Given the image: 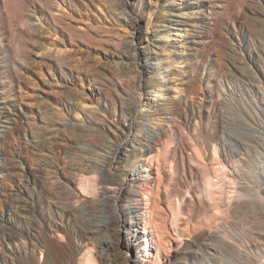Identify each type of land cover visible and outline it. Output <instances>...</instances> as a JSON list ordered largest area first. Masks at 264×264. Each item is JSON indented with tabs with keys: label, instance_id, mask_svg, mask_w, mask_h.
Returning a JSON list of instances; mask_svg holds the SVG:
<instances>
[{
	"label": "bare ground",
	"instance_id": "1",
	"mask_svg": "<svg viewBox=\"0 0 264 264\" xmlns=\"http://www.w3.org/2000/svg\"><path fill=\"white\" fill-rule=\"evenodd\" d=\"M118 1L123 7L126 5L125 0ZM121 11L123 13L120 15L129 17V25L134 29L137 23L136 17L130 16L125 9ZM14 13L7 14L5 27L9 42L13 43L14 54L12 59L8 58V65H11L15 71L20 65L28 63L25 58L26 40L29 39L30 30L17 29ZM209 17L213 21L214 15ZM168 33V31H156L153 41L145 39L142 32H137L131 40L121 36L117 44L118 53L107 57L108 62L110 59H115L112 61L115 67L113 65L112 67L116 68L118 73V77L110 81L111 92L107 99L111 102L114 115L119 112L121 120L110 121L105 126L98 125L97 120L102 119L98 114L101 110L97 106L94 107V96H100L102 93L101 89H97L95 93L93 92V97H78L77 104L74 105L75 115L86 124H64L58 131L49 127L52 137L36 143L39 149L31 159L8 157L9 154L6 155L7 152L0 142V264H97L96 257L92 254L96 246L94 243L98 242L96 240H99L97 253L103 264H264V86L262 81L257 75L243 68L248 65V59L241 56L238 63L243 67L240 68L235 64V69L243 72L245 70L244 76L255 82L263 92L258 107H249L248 115L242 110L233 113V110L228 108L223 110L224 112L220 113L216 120L211 118V114L201 103L197 111L186 112L182 102L173 95L169 96L168 93L172 74L175 70L183 68L186 62L182 61V53L168 44L173 40L167 36ZM138 45L141 47L138 48ZM154 49H159L161 54ZM48 51L45 53V58L62 69L65 59L60 54L63 50L56 51L49 48ZM150 60L155 62L150 63ZM160 65L166 67L161 72L158 68ZM156 70H159L158 74ZM143 73L147 76V82L143 80ZM155 80L156 83H153ZM178 83L174 86L177 95L182 93ZM192 88L193 84L189 82V89ZM142 90L148 91L145 99ZM201 100L204 98L201 97ZM153 103H160L155 109L159 112L158 115H162L165 124H158L161 121L157 123L152 121L155 122L152 126L145 122L149 115L137 113L138 106L148 107L149 110L151 106L153 107ZM29 106L33 107L28 104ZM1 109L4 110L5 107L1 106ZM40 114L42 115V112ZM135 118L136 123L133 121ZM182 119L185 120L183 123L185 128L184 125L182 126L184 131L187 129L188 133H193V140L196 142L193 147L198 156L203 158L208 152H212L210 150L217 155L221 149L225 158L213 162L214 157H212L211 164L214 165L209 163L212 167L203 172L199 168L204 165L198 168L199 162L191 163V160L196 161L198 156H193L196 160L192 156L188 157L189 162H185V156L180 153L181 161H177L175 166L171 167L173 173L170 172L174 175L169 176L167 155L170 152L163 154V150L177 141L179 130L183 131V129L176 124ZM153 120L157 121V118ZM43 122L46 123L44 120ZM3 123L4 125L0 126V138L18 128L17 120L9 114L5 116ZM180 133L183 135L181 131ZM182 135L180 139L187 136L182 137ZM183 140L185 141L186 138ZM174 148L175 152L176 147ZM57 156L65 160L62 168H58L54 162ZM201 161L205 164V160ZM34 162L36 166L33 167ZM60 170L65 176L76 178L79 191L74 192L73 196L66 195L58 187L51 188L48 185L49 176L56 177ZM200 170L202 179L197 177ZM127 177H131L129 186H127ZM170 177L175 178L174 182L170 181ZM182 177L185 178L186 183L188 182V186L191 182L195 187L194 194L195 190H202L203 193L207 192L205 193L207 199L216 202L214 212L209 210L212 215L206 216L208 204L204 206L206 210L204 207L201 208L204 210L203 214L205 212L204 218L202 212L193 206L194 204H190L189 200L182 199L184 205L178 206L179 209L176 206L177 202L174 205L173 198L178 197L177 192H181L180 188L186 185L184 183L181 186L184 182L181 180ZM222 180H226L227 187L232 188V191L229 189V194H237L235 199L231 198L234 203L230 202L232 208L226 212L227 214L222 211L223 209L221 210L220 204L223 197L224 181ZM38 184L41 191L52 196L54 210H49L50 212L46 210L44 207L46 201H40L35 195ZM144 186L148 187L149 191H142ZM161 188L165 191H160ZM181 194L184 195L183 192ZM77 198L80 202L79 206L71 201ZM166 205L171 213L164 207ZM221 211L226 216L222 215ZM201 217L204 220H200ZM169 221L174 225L176 242H180L178 240L182 239V236L188 235L183 237L186 240L184 244H179L173 251L170 250L172 254H169L170 251L167 253L170 249L168 243L173 239L168 228ZM62 233L67 236V241L60 239ZM26 240L28 243L24 242ZM134 252L137 255L135 257L131 255ZM39 253L42 259L38 258Z\"/></svg>",
	"mask_w": 264,
	"mask_h": 264
},
{
	"label": "rangeland",
	"instance_id": "2",
	"mask_svg": "<svg viewBox=\"0 0 264 264\" xmlns=\"http://www.w3.org/2000/svg\"><path fill=\"white\" fill-rule=\"evenodd\" d=\"M178 1L179 0H125L126 5L123 7L118 0H0V38L2 39H0V108L1 106L5 107L4 110H0V126L4 125L3 121H5V116H7V114L11 115L12 118L15 117L18 123V128H16L15 131L10 134L2 135L0 138V142L4 150L7 152L6 155L9 154L8 157L16 156L29 160L34 157L33 154H35V152H38L39 147L36 146V143L42 139L44 140L52 137V132H50L51 130H48L49 127H51V129L54 128V130L57 129L58 131V129L63 128L64 124H86V122L81 121V119L75 115L74 105L77 104L76 99L78 97H93V92L95 93L97 89H101L102 93L100 96H94V107L97 106L101 110L98 114L102 119L97 120L98 125L105 126L110 123V121L115 122L116 120H121L120 113L118 112L114 115L111 102L107 99L108 95H110L109 93L111 92L110 81L111 79L118 77L116 68H114L115 64L112 62L115 59H110L108 62L107 57L109 58L110 56H114L118 53L119 48L117 47V44L121 39V36H123L122 38H128L131 40L137 32H142L145 39H152L153 41L155 40L153 39V36L156 31H168L169 33L167 36H170V39H173L169 41L168 44L177 52L182 53V61L186 62L184 63L183 68H180V70L177 71L175 70L174 74H172V80L171 82L169 81L170 83L168 85V93H170L169 96L173 95V97L182 102L186 112L192 113V110L197 111V108H199L202 104V106L206 107L209 114H211V118L216 120L218 116L221 115L220 113L224 112L228 108L230 110L232 109L233 113L242 110L246 115H248L249 107H258V104L261 102L263 92H261L255 82L245 77L243 73L246 71L254 73L258 76V78H260L262 85L264 86V0ZM178 3H180V5H177ZM123 9H125L130 16L132 15L134 18L136 17L137 23L134 29L129 25V17L120 15L123 13V11H121ZM9 12H15L13 15L17 21V29L22 31L29 28L30 30L29 39L26 40L27 52L25 58L28 63L23 66L20 65L15 71L11 65H8V58L10 57L9 59H12L14 55L12 46L13 43L9 42L8 32L5 27L7 14ZM208 15H214L212 18L213 21H211ZM80 26H82V29H80ZM102 33L104 34L102 35ZM113 34L114 36H112ZM116 37L118 39H116ZM105 42L107 45L104 44ZM154 44L156 45V43ZM137 47L140 48L141 45H138ZM49 48L56 51L58 49L63 50L60 56L65 59V65L62 69L55 66L50 59L48 60L45 58V53L46 51L47 53L49 52ZM71 51H73V53ZM154 51H158V53L161 54L159 49H154ZM38 53L41 56L37 55ZM241 56H245L248 59V65H245L244 67L239 65L238 60ZM151 62L153 63L155 61L150 60V63ZM235 64L240 68H246V71L244 70L243 72L241 70H236ZM112 65L114 67H112ZM158 68L161 72L166 67L165 65H160ZM159 70H156L157 74L159 73ZM142 77L144 78L143 80L147 82V76H145V73L142 74ZM175 79L177 80L175 81ZM53 80L56 81L54 82ZM57 82L60 85H58ZM189 82H192L193 84L192 89H189ZM153 83H156V80ZM177 83L180 85L178 87L182 89V93L178 95L174 87ZM141 92L144 95L143 99H145L148 91L142 90ZM22 96L24 98H21ZM201 97L202 99L204 98V100H201ZM25 102L27 103L25 104ZM28 104L33 107H28ZM158 104L160 103H153V107L151 106L149 110L148 107L142 108L140 105L141 108L138 106L137 113L149 115V119L146 118L145 122L151 124L152 126L158 121H161V123L158 122V124H165L163 122L164 120L162 115H158L159 112H156ZM66 106H68V109H66ZM10 112H12L13 115ZM41 112L42 115L40 114ZM105 116L106 118H104ZM155 118H157V121L153 120ZM43 120L46 121V123H44ZM133 121L136 123V118ZM183 123H185V120L182 119L179 123L177 121L176 125H179V127L181 126V129H183L185 128V124ZM209 124L211 125V121ZM42 125L46 127L44 128ZM186 130L187 129L184 131L183 129L184 132L179 130V139L177 138L179 143H177V141H175L176 143L172 142L169 145V148H164L163 150V154H168L170 152V154L167 155L169 157V162H167V164L169 163L167 165L169 176L174 175L172 174V168L175 166L177 161H181V154L185 156V162H189L191 156L193 157L195 155H199L196 154V150L193 147L196 143L193 140V133H188V130ZM181 135L182 137H185L186 135L188 137H185V141L183 140L185 138H181L183 140L182 141L180 139ZM130 138L132 139V136ZM189 140H191V142H189ZM180 142H184V144L182 143V145ZM189 145L190 147H188ZM174 147H176V153L174 152ZM210 151L212 152H208V155H205V157L203 156V158L198 156L200 158L199 161L198 157L197 160L193 157L196 161L191 160V163L193 162L198 164L197 162H199L198 168L204 165L206 169H204L203 166L199 169L206 172L207 168L209 170V167L214 165V163L211 164L212 157H214L213 162H215V160L217 162L219 161L218 159L223 160L225 158L221 149L219 154H217L219 155L218 157L217 155H214L213 150ZM172 153L173 155L171 156ZM201 160H205V164L204 161ZM54 162L58 168H62L65 160L63 157L57 156L56 159H54ZM170 162L173 163L171 164ZM209 163L211 165H209ZM35 164L36 163L34 162L32 166H36ZM206 165L209 166L207 167ZM201 170L199 175L196 173L197 177H200L199 179H202V176H200ZM154 172H156V169ZM156 176L157 175L155 174V177ZM49 178L48 185L51 186V188H60L66 195L73 196L74 192L77 193L79 191L77 190L79 189V186L77 185V180H75L76 178L71 179V177L69 178L65 176L62 171L59 172V175H56V177L55 175H50ZM171 179L170 181L174 182L175 178ZM181 180L182 182L184 181L183 184L180 182L181 186L184 185V183L186 184L182 186V189L180 188V191L183 192L184 195L182 196L181 192L178 191V197L173 198L174 205L177 204V207L180 205L182 207L184 205L182 199H185L184 201L189 200L188 202L190 204H194L193 206L197 207V209L202 212L203 216H201L203 218L205 216V212L206 216L212 215L216 202L207 199L205 194L207 192L205 191V193H203L202 190L201 192L198 189L195 190L194 194L195 187L192 183H189V185L191 184L190 186H192L190 187L188 186V182H185L184 177H182ZM130 181L131 177H127V186L130 185ZM226 182V180L223 182V197L221 196L222 203H220L222 205H220L221 210L223 209L222 211L224 213H226L229 209L231 210V204L234 203L233 199L237 196L235 193H232L233 195L229 194V189L232 191V188H229V186L227 187L228 183L226 184ZM144 187L142 188V191H149L147 190L149 189L148 187H145L146 189ZM160 191H165V189L161 188ZM198 191L200 192L198 193ZM35 195L40 201H46L44 204L46 210H54L55 207L54 202L51 199L52 196L50 197L41 191L39 184L35 190ZM179 200H181L180 202L182 204ZM208 200L211 201V203ZM71 201L73 204H76V206L80 205L78 198ZM198 204H200L201 207H199ZM49 206H51V209ZM164 207L169 213H171L167 205ZM203 207L204 210H206L204 214V210H202ZM210 209L212 212L209 211ZM224 213L222 215L226 216L227 213ZM202 217L200 220H204ZM168 228L173 236V239H170V242L168 243L170 244L168 246L170 249H168L167 253L170 250L173 251V249L177 248L179 244H184L186 241L184 238L188 237L186 234L185 236H182V239L184 240L180 238L178 240L180 242H176L177 238L174 235V225L172 221H169ZM61 235L60 239L67 241V236L64 233ZM96 241L99 242V240ZM24 242L28 243L27 240ZM98 242L94 243L96 246H94L92 254L96 257L95 260L97 264H103L99 254L97 253L99 251ZM91 246L93 247V245ZM172 251H170L169 254H172ZM131 255L134 257L137 256L135 252ZM38 258L42 259V255L40 253L38 254Z\"/></svg>",
	"mask_w": 264,
	"mask_h": 264
}]
</instances>
